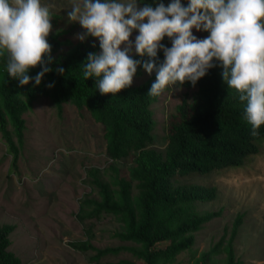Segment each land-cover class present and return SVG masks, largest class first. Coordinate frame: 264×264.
<instances>
[{"label":"rangeland","instance_id":"1","mask_svg":"<svg viewBox=\"0 0 264 264\" xmlns=\"http://www.w3.org/2000/svg\"><path fill=\"white\" fill-rule=\"evenodd\" d=\"M137 3L146 4L144 0ZM184 3L186 6L187 0ZM41 4L51 12L53 27L48 37L62 42L57 53L79 42H91L101 51L98 38H77L86 30L78 21L68 20L71 0H41ZM192 31L198 39L209 35L206 31ZM136 35L138 31L134 30L130 41L134 42ZM132 54L134 45L129 55ZM7 60V54L0 56L1 64L6 65ZM155 76V72L134 75L131 85L154 82ZM195 90L177 83L155 97L150 104L153 139L147 148L163 154L167 119L182 101L193 100ZM21 117L25 124L21 144L14 134L7 136L0 128V226L12 228L7 249L19 258V264H145L128 250L100 255L103 249L139 245L115 235L124 226L113 215L86 218L82 206L86 198L99 199L92 173L105 182L114 175L129 180V168L137 152L131 150L112 160L105 151L102 125L85 108L70 102L63 103L58 111L46 94L37 95ZM134 184L131 181V196L136 193ZM189 186L214 189L212 199L190 203L194 212L211 215L198 229L184 234L192 236L189 247L155 264H194L202 262V258L205 264H226L223 246L238 215L240 223L233 239L235 264H264V143L261 153L241 167L173 182L174 188ZM169 243L170 240H161L152 248H164ZM213 249L216 252L208 254Z\"/></svg>","mask_w":264,"mask_h":264},{"label":"trees","instance_id":"2","mask_svg":"<svg viewBox=\"0 0 264 264\" xmlns=\"http://www.w3.org/2000/svg\"><path fill=\"white\" fill-rule=\"evenodd\" d=\"M144 1L153 7L158 2ZM159 2L167 6L171 0ZM181 2L185 5L184 0ZM47 40L51 45L52 61L48 66L52 71L44 75L40 85H35L32 80L27 85H19L18 80L8 76L7 64L0 63V128L7 136L10 132L14 134L21 144L25 128L21 115L40 94L48 95L58 111L65 102L85 108L93 120L102 125L105 151L112 160L131 150L137 152L129 168V180L114 175L105 182L92 173L99 199L86 198L82 206L86 218L113 215L124 226V230L115 235L138 244L139 248L118 246L100 250L99 254L128 250L145 264H155L157 260L172 257L189 247L192 236L184 234L198 229L211 215L194 212L190 203L210 200L215 193L213 188H174L173 182L243 166L261 153L264 125L257 130L258 135L251 134V125L244 117L246 102H241L239 93L228 87L221 75L222 68L217 66L209 69L195 86L187 81L182 85L195 87L194 97L192 101H182L168 117L167 142L163 154H159L147 148L153 139L154 119L150 104L156 96L148 94L153 82L146 80L116 94H101L98 78L85 79L83 76V63L89 53H99L97 46L79 42L67 51L57 53L62 42L55 37H47ZM161 43L171 46L167 37ZM130 56L142 61L148 59L136 53ZM163 59V52L158 50L157 63H162ZM61 67L63 74L57 72ZM40 70L38 65L30 69L28 75L34 77ZM144 72L138 65L135 75ZM50 83L53 87H46ZM9 145L14 147L11 140ZM131 181H135L133 196L130 195ZM239 223L240 215L235 218L232 232L223 246L226 264H235L233 239ZM11 230L8 225L0 226V264H19V258L7 249ZM161 240H170V243L164 248H152ZM215 252L213 249L208 254ZM202 259L194 264H205V258Z\"/></svg>","mask_w":264,"mask_h":264},{"label":"clouds","instance_id":"3","mask_svg":"<svg viewBox=\"0 0 264 264\" xmlns=\"http://www.w3.org/2000/svg\"><path fill=\"white\" fill-rule=\"evenodd\" d=\"M70 9L68 20L86 30L77 38L83 41L90 35L99 40L101 51L87 55L83 76L98 78L101 94L129 87L138 65L148 74L156 73L148 92L152 96L177 83L195 86L209 69L219 66L228 87L246 102L244 117L251 134H259L264 125V0H187L186 6L181 0L167 6L158 0L155 7L138 6L137 0H71ZM51 20L50 8L41 0H0V56L7 54L8 76L21 86L30 80L40 85L52 71L47 40ZM193 29L209 35L198 39ZM134 30L138 35L133 42L129 38ZM165 37L170 47L161 43ZM133 45L139 57L148 59L131 58ZM158 50L164 56L159 64ZM38 65L41 70L29 76ZM57 72L63 74L64 69Z\"/></svg>","mask_w":264,"mask_h":264}]
</instances>
